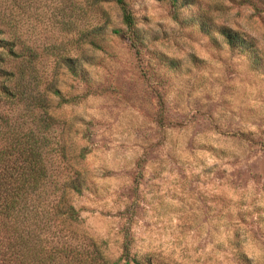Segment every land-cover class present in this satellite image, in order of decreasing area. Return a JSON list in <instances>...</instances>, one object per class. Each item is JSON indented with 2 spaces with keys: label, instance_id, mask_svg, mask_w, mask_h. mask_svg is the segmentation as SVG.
<instances>
[{
  "label": "rangeland",
  "instance_id": "rangeland-1",
  "mask_svg": "<svg viewBox=\"0 0 264 264\" xmlns=\"http://www.w3.org/2000/svg\"><path fill=\"white\" fill-rule=\"evenodd\" d=\"M127 1L141 45L111 32L123 25L114 0H0L5 27L43 46L44 197L82 180V194L66 190L80 219L63 234L110 261L129 240L153 264H264V0ZM222 26L255 38L263 61Z\"/></svg>",
  "mask_w": 264,
  "mask_h": 264
},
{
  "label": "trees",
  "instance_id": "trees-1",
  "mask_svg": "<svg viewBox=\"0 0 264 264\" xmlns=\"http://www.w3.org/2000/svg\"><path fill=\"white\" fill-rule=\"evenodd\" d=\"M90 1L97 8L106 0ZM114 1L122 11L123 25L111 32L127 37L132 46L141 45L142 37L128 1ZM170 1L177 7L180 1L187 4L195 0ZM5 25L0 18V264H153L152 257L133 252L129 240L122 255L110 261L99 249L75 244L72 236L63 234L62 223L80 219L78 209L66 198V190L82 194V180L77 174L57 186L61 193L55 198L47 201L44 197L49 185L46 149L52 142L49 130L53 118L45 112L48 98L36 65L43 46L28 42L15 26ZM104 26L96 25L89 33L94 36L88 43L95 48H102L98 36L105 32ZM202 28L210 29L206 22ZM219 32L231 47L253 51L255 65L263 61L255 38L229 26H222ZM84 36L88 35L82 31L81 38ZM61 61L75 76L87 80L76 58L63 55ZM53 91L62 96L59 88ZM243 256L245 262H250Z\"/></svg>",
  "mask_w": 264,
  "mask_h": 264
}]
</instances>
